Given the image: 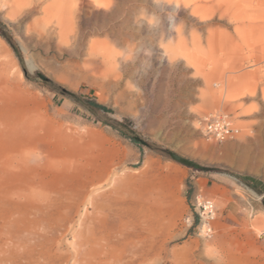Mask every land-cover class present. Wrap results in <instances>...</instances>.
Returning a JSON list of instances; mask_svg holds the SVG:
<instances>
[{
	"label": "rangeland",
	"instance_id": "obj_1",
	"mask_svg": "<svg viewBox=\"0 0 264 264\" xmlns=\"http://www.w3.org/2000/svg\"><path fill=\"white\" fill-rule=\"evenodd\" d=\"M0 61L12 119L136 178L140 264H264V0H0ZM213 112L239 133L208 140ZM22 150L25 176L50 171Z\"/></svg>",
	"mask_w": 264,
	"mask_h": 264
},
{
	"label": "bare ground",
	"instance_id": "obj_2",
	"mask_svg": "<svg viewBox=\"0 0 264 264\" xmlns=\"http://www.w3.org/2000/svg\"><path fill=\"white\" fill-rule=\"evenodd\" d=\"M2 63L0 178L8 180L9 186L0 193V264H60L63 246L69 250L65 264L71 260L74 264H140L141 229L150 224L149 217L154 220L155 206L146 209L139 203L136 178L117 175L104 163L88 165L86 160L72 159L62 138L41 136L32 119H12L1 106L8 88ZM6 141L11 145L6 147ZM29 142L35 144L39 168L50 170L44 176L36 172L25 176L22 148ZM55 174L64 175L65 181L57 183ZM207 200L215 218V203ZM142 211L152 214L144 218Z\"/></svg>",
	"mask_w": 264,
	"mask_h": 264
},
{
	"label": "built area",
	"instance_id": "obj_3",
	"mask_svg": "<svg viewBox=\"0 0 264 264\" xmlns=\"http://www.w3.org/2000/svg\"><path fill=\"white\" fill-rule=\"evenodd\" d=\"M202 130L204 136L208 140L223 142L225 140L234 138L239 133V128L234 124L232 116L226 112H213L202 117ZM212 203L210 200H205L200 203L203 209L205 219L206 233L212 232L213 228L210 225V220L214 218Z\"/></svg>",
	"mask_w": 264,
	"mask_h": 264
},
{
	"label": "water",
	"instance_id": "obj_4",
	"mask_svg": "<svg viewBox=\"0 0 264 264\" xmlns=\"http://www.w3.org/2000/svg\"><path fill=\"white\" fill-rule=\"evenodd\" d=\"M171 155H172V157H173L175 160H177V161H179V162H181V163H184V164H187V165L192 164L191 161H189V160H187L186 158H183V157H181V156H179V155H177V154L172 153Z\"/></svg>",
	"mask_w": 264,
	"mask_h": 264
}]
</instances>
